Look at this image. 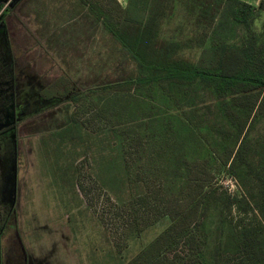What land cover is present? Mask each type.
<instances>
[{
    "label": "trees",
    "instance_id": "trees-1",
    "mask_svg": "<svg viewBox=\"0 0 264 264\" xmlns=\"http://www.w3.org/2000/svg\"><path fill=\"white\" fill-rule=\"evenodd\" d=\"M181 1L201 25V37L182 41L179 22L164 34L162 26ZM60 2L72 7L68 18L35 23V32L56 45V56L71 73L65 70L53 81L54 96L66 98L73 110L54 129L92 122V132L103 129L100 143L122 172L124 240L111 244L118 249L104 256L105 263L264 264V131L256 125L264 117V0L256 6L219 0L217 7L205 0H128L124 7L117 0ZM24 13L36 16L37 8ZM76 16L91 31L85 39L100 43L87 55L76 50L84 68L68 65L60 51L71 38L54 30ZM193 39L206 54L199 62L179 55ZM217 172L239 180L242 195L211 180ZM243 177L253 181V193ZM250 198L260 221H235L232 213L244 212ZM210 209L217 221L224 223L222 213L231 220L212 255V227H205Z\"/></svg>",
    "mask_w": 264,
    "mask_h": 264
},
{
    "label": "rangeland",
    "instance_id": "rangeland-1",
    "mask_svg": "<svg viewBox=\"0 0 264 264\" xmlns=\"http://www.w3.org/2000/svg\"><path fill=\"white\" fill-rule=\"evenodd\" d=\"M18 1L9 9L4 25L0 26V44L6 33L12 63L15 68L21 65L22 73L27 74L29 89H37L40 83L44 86L45 81L65 70L71 74L60 57L45 51L44 41L37 37L35 23L39 17L34 13L26 16L22 12L36 6L43 13L40 18L61 14L65 18L72 7L61 4V0ZM205 1H213L212 7H217L219 0ZM56 6L61 8V13ZM188 8L182 1L176 5L171 21L162 26L165 35L171 34L179 22L180 29L176 34L182 41L201 37L203 29L193 23ZM262 17L260 13L255 19L254 28L259 26ZM78 22L77 18L66 23L65 34L74 36L82 32L83 26ZM84 34L81 33V37ZM189 43L180 49L179 55L199 62L206 54L194 39ZM80 46L84 50L86 45L81 43ZM97 47L100 43L94 41L87 54ZM73 56L69 53L65 60ZM73 64L74 61L68 65ZM13 73L17 76L19 70L13 69ZM74 81L77 86L79 79ZM40 105L37 104V110L25 113L13 125L12 132L7 128L3 132L0 130V264H91L90 256L97 264H106L104 256L118 249L111 244L123 243L124 221L128 214L120 202L124 196L119 183L122 172L118 161L108 154L105 142L100 143L103 129L92 132V122L60 131L54 129L62 123L65 113L73 111L66 98ZM256 125L264 131L263 116L257 119ZM212 177L211 180L214 179L222 189L242 195L240 181H235L226 172H217ZM249 180L242 178L252 192L254 183ZM243 190L248 194L244 186ZM257 210L255 199L250 198L244 212L234 211L232 215L235 221L243 218L245 222L256 223L260 221ZM219 217L224 223L217 221L213 209L205 216V227H212V238L210 236L208 243L210 255L215 240L221 239L218 234L223 225L231 222L223 213ZM68 223L74 227L73 235ZM159 227H150L143 238H149Z\"/></svg>",
    "mask_w": 264,
    "mask_h": 264
},
{
    "label": "crops",
    "instance_id": "crops-1",
    "mask_svg": "<svg viewBox=\"0 0 264 264\" xmlns=\"http://www.w3.org/2000/svg\"><path fill=\"white\" fill-rule=\"evenodd\" d=\"M117 1L123 7L126 6L127 5V2H128V0H117ZM243 1H246V2H248L250 4H254V5H257L258 2H259V0H243ZM57 10L60 11V13H61V8L60 7H57ZM22 14H24V15L27 16V14L24 13V12H22ZM42 16H43V13H40L39 10L37 9V15H36V17L37 18L39 17V19H36L37 20V21L35 20L36 22H44V21L49 20L52 23H54V22L55 23H60L64 19L68 18V16L64 18V16L62 14L60 16H58V17H47V18H44V19L43 18H40ZM77 17L78 16H76V18H74V20L72 22H74L77 19ZM78 23H80V26H83V30H82V32H79V33H77V35H74V36L73 35L72 36H68V35L65 34L66 33V31L64 30V28H65L64 26H66L65 23L58 24L56 26V28L54 29L55 32H56V34L60 38L66 39V40L68 38H71V40H70L71 43L70 42H67V44H65L63 46L64 48H67V51H65V50L64 51H60L61 54L63 53L65 55H67V54L70 53V55H74L77 49H78L79 52L82 51L83 55L87 54V52H88L87 49L90 48L91 45L85 39V37L88 35V32H90L89 34H91V31H88L87 27L84 24V20H80ZM36 25H37L36 27L39 28V25L38 24H36ZM84 28H86V30ZM79 29H76L75 31H78ZM84 32H85V34L81 37L80 34L81 33H84ZM95 35L97 37V33ZM37 37L40 40H43L44 41V44L47 47L45 49L46 52H50L51 54L58 55L59 51L56 49V45L53 42H50V43L47 42L44 37H40L38 34H37ZM2 40L3 41L0 44V52L3 53L4 57H6L8 60L10 58L11 61H12V56L9 53V44H8V40L6 39V33H3ZM81 43H85V45H86V46H84V50L83 49L81 50V46H80ZM47 58H51V57H47ZM72 61H74V64H73L74 65V68H84L83 61L81 62L80 60H77L75 58V55L72 58H66V62L68 64H69V62H72ZM80 63H83V64L82 65H78ZM10 66L12 68V78H11L12 83H11V87H12V90L13 91H15V87H16V90L18 91L17 92V95L19 96L18 101L19 102H21V101H24V102L29 101L32 104L29 107L24 106L23 109L25 111L33 110V109H36V108L38 109V107H37V104L38 103H40L42 106H44L43 105L44 103H49V102H53L54 100L57 101V100L61 99L58 96H54L55 95L54 94V92H55V86H53V81H54V79L56 77L51 78L50 80H48V82L45 81V85L44 86L40 83L39 86H36L37 89H35V87L32 88V89L31 88L29 89V87H28V84H29L28 83V76H27V74L22 73L21 65L19 67L15 68V65H13V63H11ZM13 69L14 70L15 69L16 70H19V75H17L18 77L13 73ZM14 77H17L18 78V82L16 81V79ZM74 80H72V84L73 85H76V83H75ZM46 86H49L51 88V92H52V90H54V91L51 94L49 93V91L46 92L45 91ZM10 93H11V90L9 88V94H8L9 100L12 97ZM12 100L13 101L14 100L16 101V99L14 98V96H13ZM35 103H37V104H35ZM41 105H40V107H42ZM8 109H9V107H8Z\"/></svg>",
    "mask_w": 264,
    "mask_h": 264
},
{
    "label": "flooded vegetation",
    "instance_id": "flooded-vegetation-1",
    "mask_svg": "<svg viewBox=\"0 0 264 264\" xmlns=\"http://www.w3.org/2000/svg\"><path fill=\"white\" fill-rule=\"evenodd\" d=\"M20 1V0H19ZM18 1V2H19ZM17 0H1L0 1V26L4 25L5 17L9 15V9H11L12 6H14ZM12 3V4H11ZM11 4V5H9ZM11 59L9 60L4 57L3 53L0 52V130L1 132L5 131V129H10L12 132L15 128H12L16 122H18L25 113H28V111H25L23 108L24 106L29 107L31 102L27 101H21L19 102V96L17 95V90L15 87V91L12 90L11 83H12V68H11ZM14 65V64H13ZM16 81L18 82V78L14 77ZM16 86V85H15ZM9 88L11 90V99L9 100ZM16 99V101L12 100V98ZM37 104V103H35ZM34 105V104H33ZM9 107V109H8ZM37 109V108H36ZM36 109H33L35 111Z\"/></svg>",
    "mask_w": 264,
    "mask_h": 264
}]
</instances>
